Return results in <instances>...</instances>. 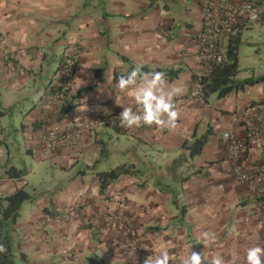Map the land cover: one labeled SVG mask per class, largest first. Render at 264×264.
Segmentation results:
<instances>
[{"label":"crops","instance_id":"1","mask_svg":"<svg viewBox=\"0 0 264 264\" xmlns=\"http://www.w3.org/2000/svg\"><path fill=\"white\" fill-rule=\"evenodd\" d=\"M203 25L201 0H0V197L21 181L36 196L16 225L32 264H144L164 248L174 264L191 248L206 261L219 255L226 264H246L249 247H264V201L258 206L249 187L233 178L222 137L245 138L248 116L264 115V83L223 99H189ZM234 34L241 37L238 79L264 77V18L234 27L221 41L224 55ZM75 53L81 61L67 98L76 107L58 121L60 105L46 106V97ZM137 64L174 72L168 86L183 89L174 98L176 128L123 133L98 126L40 161L42 133L139 107L115 80L116 71L127 74ZM208 129V143L192 158L185 141ZM242 165L264 170L263 142L247 143ZM122 166L131 174L102 191L98 174ZM10 169L22 177H11ZM40 169L48 180L37 182ZM70 206L79 217L59 221ZM125 220L134 247L124 240Z\"/></svg>","mask_w":264,"mask_h":264},{"label":"built area","instance_id":"2","mask_svg":"<svg viewBox=\"0 0 264 264\" xmlns=\"http://www.w3.org/2000/svg\"><path fill=\"white\" fill-rule=\"evenodd\" d=\"M201 3L204 22L199 50L201 66L195 72L188 96L189 99L193 100H203L206 78L212 74L215 65L225 61V55L221 50L222 39L234 27L245 22L256 23L264 18V0L257 2L245 0L239 4L224 0H201ZM80 61L81 54L75 53L64 62L62 69L66 77L63 79L61 85L58 86L61 90H55L48 94L46 97V106L53 107L63 101L65 92L69 90L71 77L77 71ZM138 110L139 107H136L133 111ZM119 114L118 112H105L95 118V120L86 123L83 127H77L73 130L56 134L42 133L40 137V161L48 159L58 148L76 144L86 130H94L98 126H102L127 133L133 128H136L122 127L118 119ZM246 121L248 123L245 138H240L231 132L224 133L222 137L227 147V161L230 164L233 178L248 186L251 199L258 206H261L264 201V170L248 171L243 167L242 161L246 155L247 143L249 141H260L264 143V115L253 112L252 116H248ZM139 128L160 129L156 126L149 127L146 125ZM24 183L26 184V182ZM78 217V207L70 206L59 214L58 220L61 222H70ZM49 220H55V218H49ZM125 221L126 226L123 231V237L129 243L133 238L132 225L131 222Z\"/></svg>","mask_w":264,"mask_h":264},{"label":"trees","instance_id":"3","mask_svg":"<svg viewBox=\"0 0 264 264\" xmlns=\"http://www.w3.org/2000/svg\"><path fill=\"white\" fill-rule=\"evenodd\" d=\"M233 29L234 28L230 31ZM240 43L241 37L239 34H234L229 39L228 47L225 52V61L215 65L212 74L205 80L204 101H207L213 95H216L219 99H223L233 92H238L244 90L246 87L264 83V77L248 78L244 80L238 79L240 72L238 63ZM68 58L69 57H67L66 60ZM124 61L128 63L127 59H124ZM142 71L148 72L145 68H142ZM156 71H162L166 76L170 73H174L167 69H157ZM121 75L126 74H122L121 71H116L115 80L117 81ZM55 90H61V88L54 86L51 88L50 92H54ZM68 92H65V97L59 104L58 121L64 116L69 115L76 107L73 101L67 98ZM211 135V129H208L203 134H198L197 130H195L193 136L185 141L184 148L188 149L190 151V156L194 158L201 154ZM9 173L11 177L18 179L23 175L15 169H10ZM129 174H131V170L125 166L118 167L108 172L99 173L98 177L101 183V190L105 191L122 176ZM24 182L26 181H21V187L13 194L0 197V244H3L7 249L6 252L0 253V264H32L28 255L22 250L20 233L16 227L22 206L36 200V196L30 194L26 190L27 182L26 184Z\"/></svg>","mask_w":264,"mask_h":264},{"label":"clouds","instance_id":"4","mask_svg":"<svg viewBox=\"0 0 264 264\" xmlns=\"http://www.w3.org/2000/svg\"><path fill=\"white\" fill-rule=\"evenodd\" d=\"M142 68V64H137L117 80L116 88L121 92H127L139 106V110L135 112L132 107L122 106L123 110L118 117L120 125L127 128L156 126L161 130L171 131L176 128L180 116L174 98L181 95L183 89L168 86L164 72H143ZM204 238L208 239L209 234L205 233ZM6 251V247L0 244V253ZM245 259L246 264H264V247L259 245L249 247ZM144 264H174V261L167 248H164L154 258L148 256ZM180 264H226V261L219 255L206 261L201 251H194L191 248L186 256L180 258Z\"/></svg>","mask_w":264,"mask_h":264},{"label":"rangeland","instance_id":"5","mask_svg":"<svg viewBox=\"0 0 264 264\" xmlns=\"http://www.w3.org/2000/svg\"><path fill=\"white\" fill-rule=\"evenodd\" d=\"M18 112L16 111V118L18 117ZM46 172H42L41 169L37 172L36 176V180L37 182H39L40 180H48V177L45 175ZM50 177L52 176V174L50 173L49 175ZM36 182V181H35ZM30 187H28L29 189ZM32 188V187H31ZM132 243H135L134 245H132ZM130 246H136V241L134 240V238L131 239V241L129 242Z\"/></svg>","mask_w":264,"mask_h":264},{"label":"bare ground","instance_id":"6","mask_svg":"<svg viewBox=\"0 0 264 264\" xmlns=\"http://www.w3.org/2000/svg\"><path fill=\"white\" fill-rule=\"evenodd\" d=\"M259 1V0H258ZM254 2H257V1H254Z\"/></svg>","mask_w":264,"mask_h":264}]
</instances>
